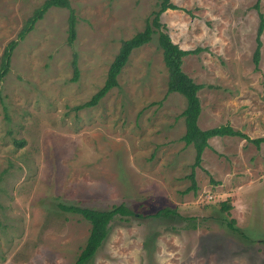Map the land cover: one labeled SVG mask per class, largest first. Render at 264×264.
I'll use <instances>...</instances> for the list:
<instances>
[{
	"label": "rangeland",
	"instance_id": "1",
	"mask_svg": "<svg viewBox=\"0 0 264 264\" xmlns=\"http://www.w3.org/2000/svg\"><path fill=\"white\" fill-rule=\"evenodd\" d=\"M46 0H0V264H74L90 224L58 206L124 205L86 264H264V143L213 137L188 175L194 148L181 140L184 97L167 94L157 34L133 50L117 86L76 109L104 84L123 41L142 31L161 0H69L20 33ZM160 17L171 41L199 51L182 59L198 92L201 130L229 125L264 136V30L252 61L257 0H169ZM264 19V0H259ZM78 76L73 81L72 62ZM232 205L220 211V202ZM160 209L168 218H152ZM248 239L233 233L226 222Z\"/></svg>",
	"mask_w": 264,
	"mask_h": 264
},
{
	"label": "trees",
	"instance_id": "2",
	"mask_svg": "<svg viewBox=\"0 0 264 264\" xmlns=\"http://www.w3.org/2000/svg\"><path fill=\"white\" fill-rule=\"evenodd\" d=\"M51 7L64 8L69 11L68 18V43H72L75 39V16L73 9L70 7L69 0H46L35 11L34 15L27 21L25 27L19 35L22 40L25 33L29 32L35 22L42 18L43 14ZM255 9L258 11L259 24L255 37V50L252 56V61L255 67L258 66L260 60L261 49V35L264 30V19L259 12V0L255 4ZM177 6L170 3L169 0H161L159 3V9L154 12L151 22H147L144 29L136 33L132 38L125 40L121 43L117 55L109 65L107 76L103 86L95 92L91 98L78 106L76 109H83L87 107H93L97 105L106 94L114 87L117 86V77L120 74L122 68L126 65L131 52L141 46L149 43L154 34H157L158 45L162 51V57L164 65L168 72L167 81V94L178 93L182 95L186 101V107L182 111L181 116L184 118L185 132L181 137V140L186 146H192L195 151L194 162L191 165L192 171L187 176L191 181V186L186 190L196 191L197 186L194 180V169L199 167L202 161V153L205 148L208 147V140L213 137H240L253 143L256 147L264 143V136L250 139L245 134L234 130L229 125H223L215 128L201 130L197 124L199 114L201 112L200 99L198 92L203 88L202 85L196 84L187 74L182 70L183 57L195 54L199 49L195 50H182L176 44H174L168 33L166 32L164 25L160 23L159 17L166 10H178ZM15 42H11L4 50L0 65V77L8 71L10 64L11 53L15 47ZM74 77L73 81L77 79L78 71L75 61L72 62ZM220 211L229 213L232 209V205L227 201H222L219 204ZM63 211L72 212L80 215L90 224V233L86 239L84 247L81 249L74 264H86L94 256L103 240L107 237L109 226L111 221L116 215L130 216L134 215L133 212L124 205L113 206L110 210H97L90 208H81L73 206H58ZM170 215H175L182 220H194V218H183L170 209H160L151 214L152 218H168ZM226 225L230 231L240 235L241 237L248 239L246 235L235 226L234 220H229ZM264 243V240L262 241Z\"/></svg>",
	"mask_w": 264,
	"mask_h": 264
}]
</instances>
